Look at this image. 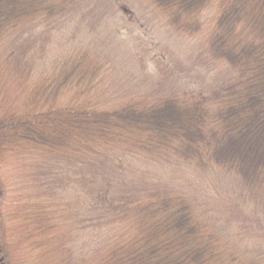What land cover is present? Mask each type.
Returning <instances> with one entry per match:
<instances>
[{"label": "trees", "instance_id": "16d2710c", "mask_svg": "<svg viewBox=\"0 0 264 264\" xmlns=\"http://www.w3.org/2000/svg\"><path fill=\"white\" fill-rule=\"evenodd\" d=\"M80 1L0 0V54L21 34L75 17ZM152 1L176 31H203L209 22L206 51L217 72L210 96L102 109L89 96L94 85H87L67 105L55 107L60 94L74 87L69 84L91 83L100 72L89 54L71 53L58 66L62 78L56 70L35 82L20 108L0 116V153L28 148L82 159V264H264V249L248 236L264 233V0ZM204 12L209 13L206 22ZM3 67L0 63V80ZM132 151L144 169L141 179L160 178V166L207 168L219 178L222 171L239 183L237 201L228 203L221 221L210 222L209 201L193 199L197 191L189 199L157 183L134 193L138 189L98 173ZM29 218L30 250L44 256L45 250L57 252L66 245L65 235L51 237L52 227L39 221L33 227ZM246 236L255 248L245 245ZM9 247L0 241V264L10 263Z\"/></svg>", "mask_w": 264, "mask_h": 264}, {"label": "rangeland", "instance_id": "374dc122", "mask_svg": "<svg viewBox=\"0 0 264 264\" xmlns=\"http://www.w3.org/2000/svg\"><path fill=\"white\" fill-rule=\"evenodd\" d=\"M79 3L75 17L57 22L49 29L21 34L17 44L1 50L5 77L0 80V116L20 108L24 101L21 98L30 95L28 91H32L35 82L56 70L62 78L58 66L63 60L68 61L71 53L89 54L100 65V72L91 83L77 80L69 84L74 87L60 94L53 103L55 107L67 105L87 85H94L89 96L94 102L99 100L102 109L140 101L151 103L172 96L193 95L200 101L204 99L198 96L205 99L210 96L217 72L206 51L209 22L203 25V31L182 32L168 25L152 0H81ZM202 18L204 22L209 20V13L204 12ZM26 150L5 156L0 153V241L10 245L9 264H82L86 250L78 229L81 208L86 203L80 199L86 192L83 161ZM134 152L124 156L121 163H113V167L101 166L98 173L115 184L138 189L134 193L142 188L151 189L157 183L163 190L179 191L189 199L197 191L193 199L203 197L209 201L205 208L212 211L210 222L221 221L228 203L237 201L239 183L219 170L221 178L214 171L197 166L173 169L160 166L159 169L163 168L160 178L141 179L138 174L144 175V169L138 165ZM25 218H29L30 225L39 221V226L52 227L51 237L65 235L66 245L60 246L59 254V250L50 249L43 256L40 250L28 248L26 231L30 226H26ZM228 227L233 229L231 224ZM238 229L239 233L243 231L242 224ZM238 229L234 226L232 232L237 234ZM248 236L264 249V233ZM248 236L243 242L255 248Z\"/></svg>", "mask_w": 264, "mask_h": 264}]
</instances>
